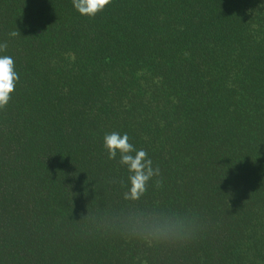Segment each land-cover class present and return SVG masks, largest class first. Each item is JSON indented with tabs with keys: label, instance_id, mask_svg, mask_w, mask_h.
I'll return each mask as SVG.
<instances>
[{
	"label": "trees",
	"instance_id": "1",
	"mask_svg": "<svg viewBox=\"0 0 264 264\" xmlns=\"http://www.w3.org/2000/svg\"><path fill=\"white\" fill-rule=\"evenodd\" d=\"M3 43L0 264H264V0H0ZM114 131L160 169L139 200Z\"/></svg>",
	"mask_w": 264,
	"mask_h": 264
},
{
	"label": "clouds",
	"instance_id": "2",
	"mask_svg": "<svg viewBox=\"0 0 264 264\" xmlns=\"http://www.w3.org/2000/svg\"><path fill=\"white\" fill-rule=\"evenodd\" d=\"M74 8L84 16L95 17L97 13L103 11L112 0H72ZM17 32L10 33V36H17ZM7 48V43L0 44V52ZM20 75L16 70L14 58L10 55H0V110L5 109L12 99ZM104 147L108 152L109 159H117L119 163L127 168L129 173L128 181L130 187L125 193L127 200H139L147 191L148 182L156 175L160 169L153 167V161L144 149L137 147L130 142L128 133L111 132L104 136ZM186 225L183 222L156 223L146 228L149 236L155 237L159 242L161 238L166 241H184L194 238L191 231H185ZM149 244L153 240L148 239Z\"/></svg>",
	"mask_w": 264,
	"mask_h": 264
}]
</instances>
